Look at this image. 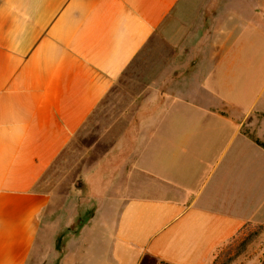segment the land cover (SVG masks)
Wrapping results in <instances>:
<instances>
[{"label": "crops", "instance_id": "crops-1", "mask_svg": "<svg viewBox=\"0 0 264 264\" xmlns=\"http://www.w3.org/2000/svg\"><path fill=\"white\" fill-rule=\"evenodd\" d=\"M138 58L79 165L111 214L71 264H212L264 224V0H0V264L29 263L41 183Z\"/></svg>", "mask_w": 264, "mask_h": 264}, {"label": "rangeland", "instance_id": "rangeland-1", "mask_svg": "<svg viewBox=\"0 0 264 264\" xmlns=\"http://www.w3.org/2000/svg\"><path fill=\"white\" fill-rule=\"evenodd\" d=\"M139 63L140 58L134 60L118 80L117 102L113 103L112 96L105 98L99 107L101 114L91 117L41 183L42 190L52 195V201L41 214L38 238L28 264L78 262L85 241L97 227L101 216L111 214L110 183L84 182L82 176L78 175L82 168L79 165L87 153L86 149L100 137L101 127L107 125L108 111L125 108L126 94H129L130 88L126 81L140 77ZM100 205L105 207L102 213L98 212ZM263 232L264 224L250 223L219 252L217 261L212 264H253V259L261 254L259 239ZM147 264L162 262L149 260Z\"/></svg>", "mask_w": 264, "mask_h": 264}, {"label": "trees", "instance_id": "trees-1", "mask_svg": "<svg viewBox=\"0 0 264 264\" xmlns=\"http://www.w3.org/2000/svg\"><path fill=\"white\" fill-rule=\"evenodd\" d=\"M259 142V141H258ZM261 145H264L263 143H261ZM261 228H262V226H260ZM217 261V259L213 262V263H215ZM146 261H144V262H142V264H146L145 263ZM162 264H169V263H166V262H162Z\"/></svg>", "mask_w": 264, "mask_h": 264}]
</instances>
